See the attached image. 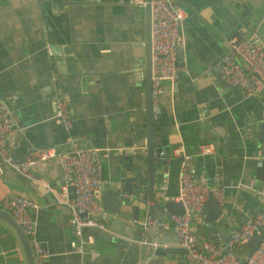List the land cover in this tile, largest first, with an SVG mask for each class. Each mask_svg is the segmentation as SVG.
Returning a JSON list of instances; mask_svg holds the SVG:
<instances>
[{"label": "crops", "instance_id": "crops-1", "mask_svg": "<svg viewBox=\"0 0 264 264\" xmlns=\"http://www.w3.org/2000/svg\"><path fill=\"white\" fill-rule=\"evenodd\" d=\"M172 1L185 10L183 58L177 59V84L162 80L153 115V145L166 154L164 165H155L154 194L160 183L167 196L176 194L179 156L173 149L180 147L192 156L196 180L210 185L216 176L222 186V209L212 223L226 234L264 207L257 191L264 187V164H257L264 153L254 139L255 123L264 115V90L248 96L228 86L215 63L231 35L255 32L264 42V0ZM143 36V9L135 0H0V102L15 120L7 140L12 155L22 158L29 148L47 145H93L99 148L102 179H111L124 150L144 147ZM55 94L69 100V128L51 118ZM203 142L216 144L212 154L198 153ZM140 168L144 174L145 164ZM32 171L26 178L3 164L0 199L13 191L37 202L31 213L48 252L43 264H193L185 252L166 250L171 242L152 250L134 240L141 235H119L126 242L95 235L89 241L85 231L77 236L54 192L61 183L56 160ZM202 216L194 215L199 245L209 240L200 228ZM244 250V243L236 248L239 256ZM0 264H26L16 234L2 219Z\"/></svg>", "mask_w": 264, "mask_h": 264}, {"label": "built area", "instance_id": "built-area-1", "mask_svg": "<svg viewBox=\"0 0 264 264\" xmlns=\"http://www.w3.org/2000/svg\"><path fill=\"white\" fill-rule=\"evenodd\" d=\"M142 5L145 0H135ZM150 12V77L149 96L152 109L157 106L162 94V80H168L176 85L179 76L177 63V45L183 42L181 30L184 8L172 0H148ZM216 68L223 83L231 87H240L248 96L258 94L264 90V42L255 33L239 37L231 35L226 39V49L216 60ZM155 111L153 115H155ZM264 113V110H263ZM51 118L58 121L63 127L69 128L72 116L69 110V100L62 94L53 95ZM261 118L258 119V121ZM15 129V120L4 103L0 102V173L2 165H8L12 170L26 178L33 177L32 169L40 162L56 160L61 177L60 191L63 198L60 203L67 205L69 222L74 233L81 236L82 228L95 226L107 228L104 220L106 209L94 194L104 181L101 177L99 148L93 145L72 144L67 149H59L54 145L31 147L22 158H16L9 150L7 140ZM215 143L203 142L199 144L198 153L212 154ZM161 152V151H160ZM173 152L179 156L177 175L178 188L173 196H167L164 185L160 183L155 194L161 200L172 199L180 201L183 207L181 214L168 213L165 205L161 209L167 213L162 221H151V227L143 225L145 231L154 230L156 225L160 231L170 230L178 238V245L182 246L188 255L195 259L197 264H264V234L255 249L244 259L236 252L238 245L253 235L260 234L264 229V208L257 209L240 223L231 226L224 234L220 227L215 226L213 238L200 245L197 242V224L194 215L203 214V208L208 192L222 203V186L216 181L207 185L202 180L194 178L192 156L185 153L180 147ZM258 158L257 164H260ZM72 186V188H69ZM251 187L252 182L247 183ZM264 196L263 188L257 189ZM72 193L71 197L68 195ZM37 202L18 192H7L0 199V208L7 211L28 239L32 252L33 264H43L47 250L36 236L37 219L31 213L37 208ZM102 217V218H101ZM89 241L91 234L86 235ZM132 239V238H131ZM139 244H146L155 250L165 247L163 242L154 238L145 237L134 239ZM74 244V241H71Z\"/></svg>", "mask_w": 264, "mask_h": 264}, {"label": "water", "instance_id": "water-1", "mask_svg": "<svg viewBox=\"0 0 264 264\" xmlns=\"http://www.w3.org/2000/svg\"><path fill=\"white\" fill-rule=\"evenodd\" d=\"M143 9V109H144V121H145V140L144 147L141 150H124L122 156L123 162L118 165L117 170L112 173L111 179L103 181L98 190L94 192L98 196L100 202L106 209V215L104 220L107 223V228H98L95 226H85L82 228V232H86L91 235L98 236L104 239L117 240L120 242H126L127 238L133 235H141L145 237L147 233L151 238H154L158 242H171L165 249L176 250L185 252V258L191 261L193 264H197L194 258L186 253V250L178 245V238L174 232L170 230L160 231V226L156 225L154 230L145 231L143 225L151 227L149 224L151 221H162L167 213H164L161 209L162 205H165L168 213L181 214L183 207L180 201H174L172 199L161 200L154 194L153 177L156 172L155 165L157 163L164 165L166 161V154L159 146H154L152 141V121L153 113L157 111V106L152 109L149 96V77H150V12L149 2L145 0L142 4ZM176 58L182 60V46L177 45ZM58 66V65H57ZM254 139L257 142V147L263 150L264 153V115L255 123ZM161 151V152H160ZM133 152V153H132ZM144 152L143 159L140 156ZM140 163L145 164V172L142 174ZM261 164H264V159L261 160ZM8 166V165H7ZM9 167V166H8ZM10 168V167H9ZM162 170L166 169L162 166ZM103 178V176H102ZM261 184L264 183V179L260 180ZM145 182V191H143V183ZM260 184V186H261ZM39 187V186H38ZM37 187V188H38ZM72 188V186H69ZM263 194H264V187ZM44 196H47V192L43 188H38ZM54 192L58 198H63L60 191V183L54 188ZM72 193L68 195L71 197ZM62 210V218L67 219V213L69 211L67 205L59 203ZM222 206L218 204L217 200L208 192L205 206L203 208L202 219L207 225H211L212 222L219 216ZM264 208V207H263ZM127 210V211H126ZM0 219L8 223L14 233L17 236L19 244L25 255L26 264H33L31 247L27 237L22 232L20 226L12 218V216L0 208ZM143 222L144 224L142 225ZM70 226L72 224L70 223ZM114 232V233H113ZM264 234V229H261L260 234H256L245 240V250L240 254V258L247 257L257 246L261 235ZM122 235V236H119ZM148 248V247H147ZM160 249V248H158ZM160 250H157L159 253Z\"/></svg>", "mask_w": 264, "mask_h": 264}, {"label": "trees", "instance_id": "trees-1", "mask_svg": "<svg viewBox=\"0 0 264 264\" xmlns=\"http://www.w3.org/2000/svg\"><path fill=\"white\" fill-rule=\"evenodd\" d=\"M213 226H214L213 223L211 225H207L206 223H202L200 225V228H202V234L206 237V239H209V240L212 239Z\"/></svg>", "mask_w": 264, "mask_h": 264}]
</instances>
